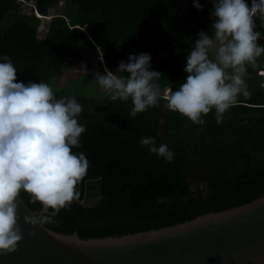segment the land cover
<instances>
[{
    "label": "trees",
    "instance_id": "obj_1",
    "mask_svg": "<svg viewBox=\"0 0 264 264\" xmlns=\"http://www.w3.org/2000/svg\"><path fill=\"white\" fill-rule=\"evenodd\" d=\"M61 2V9L50 14ZM198 2L203 10L193 0H0V57H10L16 82L27 84L50 81L65 65L96 48L103 50L105 67L113 70L129 55L147 53L150 70L162 73L161 87L175 91L186 79L187 56L198 32H212L211 0ZM41 19L48 22L39 38ZM255 23L254 30L264 33L260 21ZM258 44L264 46V40ZM263 74L264 54L256 67L247 69L251 95L239 96L220 124L214 110L203 117L205 124H193L169 111L164 100L131 117L130 99L112 101L106 95L97 102L67 90L55 92L57 99L75 96L82 105L78 123L86 131L79 138L82 147L73 152H83L89 167L76 185L78 198L44 226L64 235L76 232L82 240L121 237L262 196ZM95 103L100 104V118L90 114ZM141 137L155 138L157 146L166 144L175 153L173 161L142 147ZM98 195L97 205L83 206ZM20 197L30 210L41 213L42 205L30 202L29 194L22 191Z\"/></svg>",
    "mask_w": 264,
    "mask_h": 264
},
{
    "label": "clouds",
    "instance_id": "obj_2",
    "mask_svg": "<svg viewBox=\"0 0 264 264\" xmlns=\"http://www.w3.org/2000/svg\"><path fill=\"white\" fill-rule=\"evenodd\" d=\"M211 3L212 35L198 32L187 56L186 79L175 91L161 87L162 73L150 70L147 53L129 55L115 73L105 67V74L96 72L94 81L112 101L130 99L131 117L164 100L169 111L193 124H205L203 117L213 110L217 124L222 123L239 96L251 95L245 77L248 66L256 67L264 54V46L258 44L264 33L254 30L255 19L264 27V0H251V6L246 0ZM193 6L203 10L198 0ZM0 61V253L8 254L22 240L17 215L21 192L42 205L39 215L24 217L26 224L53 223L54 216L78 198L76 185L89 161L83 152H73L82 147L79 138L86 131L78 123L83 108L77 98L57 99L43 81L16 82L11 58L5 55ZM139 143L168 162L174 159L175 153L166 144L157 146L153 137H141Z\"/></svg>",
    "mask_w": 264,
    "mask_h": 264
},
{
    "label": "water",
    "instance_id": "obj_3",
    "mask_svg": "<svg viewBox=\"0 0 264 264\" xmlns=\"http://www.w3.org/2000/svg\"><path fill=\"white\" fill-rule=\"evenodd\" d=\"M17 215L22 240L15 252L0 253V264H264V194L157 230L88 240L26 224L37 214L20 196Z\"/></svg>",
    "mask_w": 264,
    "mask_h": 264
},
{
    "label": "rangeland",
    "instance_id": "obj_4",
    "mask_svg": "<svg viewBox=\"0 0 264 264\" xmlns=\"http://www.w3.org/2000/svg\"><path fill=\"white\" fill-rule=\"evenodd\" d=\"M61 4L62 2L59 3L55 9L50 10V14L59 11L61 9ZM249 6H251V1H249ZM49 18H50L49 16L46 17L47 20ZM46 19H41L40 27L38 31L39 38L44 37L45 28L48 22ZM209 35L211 36L212 32ZM262 40H264V38H262ZM101 57H102V61H101ZM104 69H105V64L103 59V50L100 48H96L95 51L84 55L83 58L71 64L65 65L63 67V72L61 74H58L53 79L45 83H48L52 87L54 93L60 90H67L69 92L82 95L84 97H88V98L90 97L98 102L104 96L108 95L94 81L95 73L99 72L101 74H105ZM109 70L115 73V70L113 69H109ZM263 79H264V74H263ZM90 114L92 116H96L97 118H100L102 114L100 104L95 103L93 107L90 109ZM190 183H191V187L194 188L195 184L193 182Z\"/></svg>",
    "mask_w": 264,
    "mask_h": 264
}]
</instances>
